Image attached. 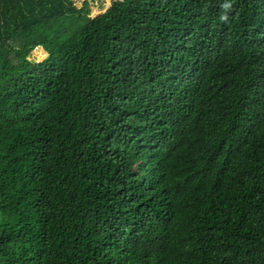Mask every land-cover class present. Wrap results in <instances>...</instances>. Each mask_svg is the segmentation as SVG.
<instances>
[{
  "label": "trees",
  "instance_id": "trees-1",
  "mask_svg": "<svg viewBox=\"0 0 264 264\" xmlns=\"http://www.w3.org/2000/svg\"><path fill=\"white\" fill-rule=\"evenodd\" d=\"M230 2L0 0V264H264V0Z\"/></svg>",
  "mask_w": 264,
  "mask_h": 264
},
{
  "label": "rangeland",
  "instance_id": "rangeland-1",
  "mask_svg": "<svg viewBox=\"0 0 264 264\" xmlns=\"http://www.w3.org/2000/svg\"><path fill=\"white\" fill-rule=\"evenodd\" d=\"M74 1L78 8H82L84 3H88L92 10V16L95 17L105 12L111 4L120 0H74ZM46 55L47 53L44 51V49L39 47L30 54L29 58L36 61H42L46 57Z\"/></svg>",
  "mask_w": 264,
  "mask_h": 264
},
{
  "label": "clouds",
  "instance_id": "clouds-1",
  "mask_svg": "<svg viewBox=\"0 0 264 264\" xmlns=\"http://www.w3.org/2000/svg\"><path fill=\"white\" fill-rule=\"evenodd\" d=\"M222 12L219 16L220 21L227 23L229 20L228 13L232 9V4L230 0H224V3L221 4Z\"/></svg>",
  "mask_w": 264,
  "mask_h": 264
}]
</instances>
